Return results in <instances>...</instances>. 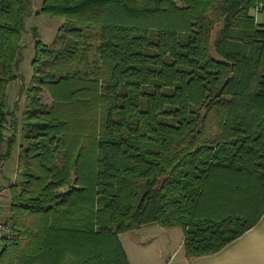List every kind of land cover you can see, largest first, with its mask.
<instances>
[{"label":"trees","instance_id":"trees-1","mask_svg":"<svg viewBox=\"0 0 264 264\" xmlns=\"http://www.w3.org/2000/svg\"><path fill=\"white\" fill-rule=\"evenodd\" d=\"M29 6L0 0V169L17 144L7 91ZM41 6L64 25L48 47L35 38L23 181L10 186L0 264H129L119 235L149 225L181 228L191 259L254 228L264 215V24L250 13H264V0Z\"/></svg>","mask_w":264,"mask_h":264},{"label":"crops","instance_id":"crops-1","mask_svg":"<svg viewBox=\"0 0 264 264\" xmlns=\"http://www.w3.org/2000/svg\"><path fill=\"white\" fill-rule=\"evenodd\" d=\"M257 17L260 20V17ZM9 87L7 95L10 90ZM9 109L7 107V111ZM8 129L10 128H5V138L9 136L6 135ZM16 129L21 133L18 125ZM16 138L18 145L20 139L18 132ZM13 155L12 152L14 158ZM10 162L11 160L3 163L0 169V178L5 183H7L5 173L9 169ZM0 187L4 186L0 185ZM8 191L5 189L0 193V199L5 206L6 203L10 204ZM119 240L129 264H264V215L254 228L221 249L220 252L191 259L185 255L184 232L178 227L164 228L159 225H149L138 231L122 233L119 235Z\"/></svg>","mask_w":264,"mask_h":264},{"label":"rangeland","instance_id":"rangeland-1","mask_svg":"<svg viewBox=\"0 0 264 264\" xmlns=\"http://www.w3.org/2000/svg\"><path fill=\"white\" fill-rule=\"evenodd\" d=\"M30 3L27 18L25 19V30L22 34V42H21V52L18 58V65L15 68V74L17 79L12 81L9 85L10 90L8 93V104L7 107L10 108L8 112L14 113L15 119L9 118V122L17 121L18 128H21L20 118L21 112L24 107L25 100V90L31 84V78L33 76V70L31 67V63L34 57V42H40L44 46L52 45L54 42L59 29L64 25V19L58 18L52 15H47L41 12V5H43L44 0H28ZM180 3V2H179ZM180 5V4H179ZM258 14V15H257ZM251 16H253L257 23L264 24V13L260 14L258 10H256V6L251 9ZM260 17V20L258 17ZM257 18V19H256ZM220 28H217L214 31L215 34L219 31ZM213 36V37H214ZM215 38V37H214ZM213 39V38H212ZM215 40V39H213ZM214 42V41H213ZM212 53L215 55L214 49L212 48ZM45 105H51V99L48 94L44 93L42 95L41 100ZM12 111V112H11ZM11 123L7 125V128H10ZM8 133L6 135L10 136L12 132L11 128L7 130ZM20 132L18 131V137L20 136ZM9 136H6L8 138ZM19 143L16 144V147L13 149L14 158L11 156V162L8 166V170L6 174L7 183H5L0 178V185L4 187H0V193L3 190L8 191V197L10 195V204L6 203V213L10 216V205H11V191L10 186L18 185L23 181L20 173L18 172V158H19ZM18 150V151H17ZM6 151V144H4L0 149V154H4ZM66 190V188H65ZM7 193V192H6Z\"/></svg>","mask_w":264,"mask_h":264},{"label":"built area","instance_id":"built-area-1","mask_svg":"<svg viewBox=\"0 0 264 264\" xmlns=\"http://www.w3.org/2000/svg\"><path fill=\"white\" fill-rule=\"evenodd\" d=\"M6 206L0 199V252L4 245L5 239L13 234L11 224L8 221Z\"/></svg>","mask_w":264,"mask_h":264}]
</instances>
